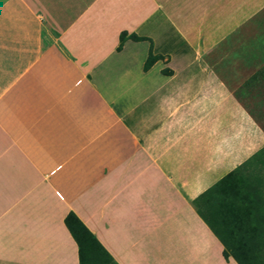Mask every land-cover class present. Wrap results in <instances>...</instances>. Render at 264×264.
Wrapping results in <instances>:
<instances>
[{"label": "crops", "instance_id": "1", "mask_svg": "<svg viewBox=\"0 0 264 264\" xmlns=\"http://www.w3.org/2000/svg\"><path fill=\"white\" fill-rule=\"evenodd\" d=\"M262 109L264 0H0V264H77L69 212L117 264H236L191 202Z\"/></svg>", "mask_w": 264, "mask_h": 264}, {"label": "trees", "instance_id": "2", "mask_svg": "<svg viewBox=\"0 0 264 264\" xmlns=\"http://www.w3.org/2000/svg\"><path fill=\"white\" fill-rule=\"evenodd\" d=\"M125 40L148 42L143 71L161 58L152 54L148 38L126 32L119 33L117 51ZM191 204L196 215L221 242L224 259L231 256L236 264H264V146L199 194ZM63 224L76 245L77 264H117L73 213L65 215ZM226 233L231 235L228 241L241 246L227 245Z\"/></svg>", "mask_w": 264, "mask_h": 264}, {"label": "rangeland", "instance_id": "3", "mask_svg": "<svg viewBox=\"0 0 264 264\" xmlns=\"http://www.w3.org/2000/svg\"><path fill=\"white\" fill-rule=\"evenodd\" d=\"M262 111H264V109H262ZM260 125L264 129V118H261ZM213 226H214V229L216 230V232L220 235V237H223L222 233L218 230V228L215 225H213Z\"/></svg>", "mask_w": 264, "mask_h": 264}]
</instances>
